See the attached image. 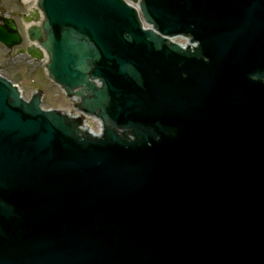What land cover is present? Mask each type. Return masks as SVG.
Returning a JSON list of instances; mask_svg holds the SVG:
<instances>
[{
  "label": "water",
  "instance_id": "1",
  "mask_svg": "<svg viewBox=\"0 0 264 264\" xmlns=\"http://www.w3.org/2000/svg\"><path fill=\"white\" fill-rule=\"evenodd\" d=\"M41 4L21 52L70 91L100 77L83 107L106 129L80 137L0 76V264H264V0L141 1L194 51L124 0Z\"/></svg>",
  "mask_w": 264,
  "mask_h": 264
},
{
  "label": "rangeland",
  "instance_id": "2",
  "mask_svg": "<svg viewBox=\"0 0 264 264\" xmlns=\"http://www.w3.org/2000/svg\"><path fill=\"white\" fill-rule=\"evenodd\" d=\"M23 8H31L35 0L23 1ZM21 33L24 34V22L20 24ZM28 39H24L21 46L12 49L0 43V68L1 72L19 83L23 94L28 98L34 91H42L44 105L47 107L69 108L70 101L48 77L45 66L41 61L30 58L27 54L19 52L20 47H25Z\"/></svg>",
  "mask_w": 264,
  "mask_h": 264
},
{
  "label": "flooded vegetation",
  "instance_id": "3",
  "mask_svg": "<svg viewBox=\"0 0 264 264\" xmlns=\"http://www.w3.org/2000/svg\"><path fill=\"white\" fill-rule=\"evenodd\" d=\"M23 5V0H0V15L13 16L20 26L24 17L31 12V8H23Z\"/></svg>",
  "mask_w": 264,
  "mask_h": 264
},
{
  "label": "bare ground",
  "instance_id": "4",
  "mask_svg": "<svg viewBox=\"0 0 264 264\" xmlns=\"http://www.w3.org/2000/svg\"><path fill=\"white\" fill-rule=\"evenodd\" d=\"M25 1H28V0H25ZM33 22H35V20L33 18L28 21V23H33ZM33 44L40 47V45L37 42H33Z\"/></svg>",
  "mask_w": 264,
  "mask_h": 264
}]
</instances>
